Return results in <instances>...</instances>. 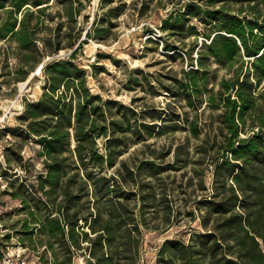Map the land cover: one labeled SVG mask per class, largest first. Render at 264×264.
I'll return each mask as SVG.
<instances>
[{
    "label": "trees",
    "instance_id": "obj_1",
    "mask_svg": "<svg viewBox=\"0 0 264 264\" xmlns=\"http://www.w3.org/2000/svg\"><path fill=\"white\" fill-rule=\"evenodd\" d=\"M57 3L59 16L66 18L65 23L58 24L57 35L68 28L65 37L72 40L82 10L75 0ZM99 7L101 14L95 15L86 37L104 41L113 35L116 21L128 6L122 0H101ZM51 9V0H0V41L7 43L0 55L7 63L11 58L17 61L16 77L8 81L9 85L26 81L45 57L63 49L56 32L42 40V47L38 45L41 29L52 17ZM160 29L166 33L164 50L172 52L167 55L174 59L183 53L191 67L182 71L178 86L181 93L176 95L170 87L167 92L192 108L195 98L201 108L209 95L212 109L220 111L222 141L215 153L211 193L196 203L204 232H191L187 241H165L156 264H264V90L260 91L264 84V0H187L182 8L167 15ZM200 37L204 41L199 46ZM189 38L194 41L186 47ZM81 44L68 58L42 64L41 98L25 101L18 117L21 127L7 129L9 134L41 148L39 157L45 169V174L37 178L36 191L41 197L35 196L36 213L27 197H14L31 216H38L40 207L51 209L52 216H38L39 221L23 226L34 225L31 230L39 228L47 236L52 264H74L75 253L84 243L90 256L88 264H137L142 228L149 227L146 215L153 212L157 198L155 188L138 182L139 176L145 173L157 178L176 170V165L185 161L181 159L184 152L179 147L175 162L168 166L150 160H141L135 167L127 161L118 164L130 145L167 131L165 113L145 111L139 116L134 110L92 94L86 70L75 63ZM212 61L233 73L231 78L222 79L215 95L209 89ZM145 116L164 125L157 127L139 119ZM249 119V127L259 130L245 136ZM185 122L193 137L199 138L198 122L188 118ZM99 141L103 142V152ZM12 157L5 156L9 167L12 161L19 164L23 160L16 151ZM108 170L115 173L108 176ZM201 190H207L204 184ZM162 212L165 222L171 220L168 202ZM56 244L66 248L63 259L56 254Z\"/></svg>",
    "mask_w": 264,
    "mask_h": 264
},
{
    "label": "rangeland",
    "instance_id": "obj_2",
    "mask_svg": "<svg viewBox=\"0 0 264 264\" xmlns=\"http://www.w3.org/2000/svg\"><path fill=\"white\" fill-rule=\"evenodd\" d=\"M51 1L52 9L49 13L52 17H49L42 27L38 45L42 47V40L50 39L56 32V39L60 40L63 49L56 55L45 57L26 81L14 85H9L8 81L16 77L17 61L11 58L7 63L0 55V264L8 253L20 256L30 264L53 263V255L47 246V236L41 233L39 228L31 230L34 225L27 228L23 226L25 222L39 221L38 216H52L51 209L40 207L38 216H31L22 210L21 200L14 197L15 194L27 197L30 208L36 213L38 205L35 196L41 197L36 191L37 178L45 174L43 159L39 157L41 148L33 142L23 141L9 134L7 129L21 127L18 117L23 112L25 101H37L41 98L44 87V80L40 75L42 64L54 58H68L82 42L75 63L86 70L87 84L92 94L134 110L139 116L145 111L165 113L163 117L169 127L167 131L161 136L130 145L119 158L118 164L127 161L129 166L135 167L141 160H150L168 166L175 162L177 149H183L184 156L181 159L185 161L177 164L176 170H168L157 178H149L145 173H141L138 179L142 184L150 183L155 188L157 198L155 208L151 210L153 212L146 215L149 227L142 228V245L137 264H156L158 251L165 241H187L191 232H204L196 203L211 193L215 153L222 141L218 123L220 111L212 109L208 102L209 95L204 97L201 108L198 107V98H195V106L192 108L186 101L167 92V87H170L175 89L176 95L181 93L178 86L183 78L182 71L191 67L183 53L174 59L170 58L172 52L167 53L163 48V37H166V33L161 31L160 26L170 12L182 8L187 0H175L172 3L162 0V4H159L160 0H122L128 7L116 21L117 27L112 30L113 35L104 41L86 37L95 15L101 14V0H75L82 14L77 18L72 40L65 37L68 28H64L63 32L57 35L58 24L65 23L66 18L59 16V0ZM79 34L81 39L75 43L74 39ZM168 41L183 45L177 39ZM193 41V38L185 40L186 47L192 46ZM202 41L204 39L200 37L199 46ZM71 43L76 44L74 48H69ZM6 46L7 43L0 41L1 52ZM209 69V89L211 94L215 95L220 89L222 79L231 78L233 73L230 68L222 67L213 61ZM24 83H28L27 87L21 88L20 85ZM263 86L264 84L261 86V92L264 90ZM187 118L190 122H198L201 129L199 138H194L188 130L185 122ZM139 119L157 127L164 125L161 120L148 116ZM251 121L248 120L245 136L259 130L258 127H249ZM102 144L103 142L99 141L101 152ZM205 149L209 150L207 155L204 153ZM13 151L23 160L19 164L12 161L9 167L5 156L12 160ZM3 173H7V176H3ZM114 173L115 170H108L107 175ZM203 184L207 188L206 191L201 190ZM167 202L171 205L172 215L171 220L165 222L166 215L162 209ZM82 246V250L75 253L74 264H88L90 256L86 249L87 244ZM55 249L56 254L63 259L65 246L60 248L56 244Z\"/></svg>",
    "mask_w": 264,
    "mask_h": 264
},
{
    "label": "built area",
    "instance_id": "obj_3",
    "mask_svg": "<svg viewBox=\"0 0 264 264\" xmlns=\"http://www.w3.org/2000/svg\"><path fill=\"white\" fill-rule=\"evenodd\" d=\"M1 264H30L26 259L8 253L4 256Z\"/></svg>",
    "mask_w": 264,
    "mask_h": 264
},
{
    "label": "bare ground",
    "instance_id": "obj_4",
    "mask_svg": "<svg viewBox=\"0 0 264 264\" xmlns=\"http://www.w3.org/2000/svg\"><path fill=\"white\" fill-rule=\"evenodd\" d=\"M27 85H28V83H24V84H21L20 87L25 88V87H27Z\"/></svg>",
    "mask_w": 264,
    "mask_h": 264
},
{
    "label": "water",
    "instance_id": "obj_5",
    "mask_svg": "<svg viewBox=\"0 0 264 264\" xmlns=\"http://www.w3.org/2000/svg\"><path fill=\"white\" fill-rule=\"evenodd\" d=\"M28 82H30V81H28Z\"/></svg>",
    "mask_w": 264,
    "mask_h": 264
}]
</instances>
